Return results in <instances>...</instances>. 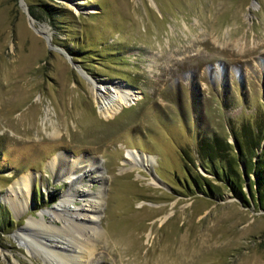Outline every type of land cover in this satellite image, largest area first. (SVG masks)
I'll return each mask as SVG.
<instances>
[{"label": "rangeland", "instance_id": "obj_1", "mask_svg": "<svg viewBox=\"0 0 264 264\" xmlns=\"http://www.w3.org/2000/svg\"><path fill=\"white\" fill-rule=\"evenodd\" d=\"M43 1L0 0V264H57L20 233L59 212L96 226L78 264H264V210L189 174L201 137L264 128V0ZM114 86L140 99L106 118Z\"/></svg>", "mask_w": 264, "mask_h": 264}, {"label": "trees", "instance_id": "obj_2", "mask_svg": "<svg viewBox=\"0 0 264 264\" xmlns=\"http://www.w3.org/2000/svg\"><path fill=\"white\" fill-rule=\"evenodd\" d=\"M59 8L54 0H44L29 6L35 18L40 19L43 10L52 22L57 21L61 15ZM66 48L74 58L79 56L69 46ZM233 135L234 143L220 135L201 137L198 142V156L201 165L213 176L190 172V178L194 187L204 191L208 197H214L218 191L221 193L220 187L223 185L242 199L244 205L250 206L255 202L264 210V128L262 125L254 128L246 123ZM185 158L188 163L194 162L186 154Z\"/></svg>", "mask_w": 264, "mask_h": 264}, {"label": "bare ground", "instance_id": "obj_3", "mask_svg": "<svg viewBox=\"0 0 264 264\" xmlns=\"http://www.w3.org/2000/svg\"><path fill=\"white\" fill-rule=\"evenodd\" d=\"M33 22L35 24V21ZM38 30L43 34L47 33V29L44 26L38 27ZM105 88H107L109 92L102 93V88L97 87L99 91L98 102L101 103L100 108H102L106 118L114 117L124 106H130L135 103L136 100L140 99L134 91L126 90L121 86H114L117 91V96L114 95L112 88ZM133 152L134 151L129 152L128 156ZM58 156L59 158H57L54 163H60L61 166L70 164L76 166V168L80 170L85 168L84 166L94 164L96 161L94 157L90 159L83 156L77 158V160H71V158L65 154H59ZM144 162L146 164L149 163V158L147 156ZM18 188H20L21 193L30 190L32 188L30 176H22L18 180L17 185L14 186V191L17 192ZM57 215L62 216L66 220L61 229L57 230L45 226L44 224H39L36 225V232L27 234L28 232L22 231L20 233L21 239L30 245L31 253H44L46 256L54 259L57 264H71L72 261H76V264H78V259L80 257L85 258L91 254L92 250L88 248L86 244L88 240L92 239V235L97 233L96 226H87L79 222L76 220L77 216H74V214L65 215L59 212ZM43 217L45 218L46 216L43 215ZM55 221L54 218L53 222Z\"/></svg>", "mask_w": 264, "mask_h": 264}, {"label": "water", "instance_id": "obj_4", "mask_svg": "<svg viewBox=\"0 0 264 264\" xmlns=\"http://www.w3.org/2000/svg\"><path fill=\"white\" fill-rule=\"evenodd\" d=\"M30 15H31L32 18H34L33 15H32L31 13H30Z\"/></svg>", "mask_w": 264, "mask_h": 264}]
</instances>
